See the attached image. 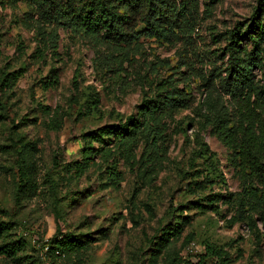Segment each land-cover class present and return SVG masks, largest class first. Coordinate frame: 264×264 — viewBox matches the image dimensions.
<instances>
[{
	"label": "rangeland",
	"instance_id": "374dc122",
	"mask_svg": "<svg viewBox=\"0 0 264 264\" xmlns=\"http://www.w3.org/2000/svg\"><path fill=\"white\" fill-rule=\"evenodd\" d=\"M200 6L190 43L142 40L117 79L98 71L94 48L67 30L57 55L42 48L28 2L0 4V225L25 243L19 259L0 255V264H264V175L261 200L240 217L231 151L201 106L207 79L227 67L234 29L264 25V0ZM241 43L252 50L247 37ZM159 62L166 66L154 74ZM173 74L193 103L165 119L159 151L148 155L141 143L128 155L112 137L87 145L85 135L136 115ZM255 74L263 85L264 55ZM86 146L93 159L78 174ZM64 235L83 247L66 258L47 254V242Z\"/></svg>",
	"mask_w": 264,
	"mask_h": 264
},
{
	"label": "trees",
	"instance_id": "16d2710c",
	"mask_svg": "<svg viewBox=\"0 0 264 264\" xmlns=\"http://www.w3.org/2000/svg\"><path fill=\"white\" fill-rule=\"evenodd\" d=\"M19 1L29 3L26 19L34 23L42 48L57 55L59 31L67 30L94 48L98 71H106L117 79L126 73L131 51L138 50L142 40L173 45L183 39L190 43L199 27L201 8L200 0H0V4ZM243 30L236 27L229 36L227 67L214 74V79H207L206 97L201 103L205 124L231 151V165L239 174L240 217L251 202L261 200L256 181L264 175V84H259L255 74L256 68L261 69L264 55V25L258 23L255 27L250 25L247 32ZM244 37L251 43V51L242 46ZM185 65L180 64L178 69ZM159 66L166 64L150 65L154 74H158ZM175 75L156 83L152 88L154 96L143 100L136 115L119 125L85 135L87 145L112 137L128 155L141 143L148 155L159 151L166 141L165 119L193 103L192 95L179 86ZM90 151L91 146H86L84 162L74 163L78 174L93 159ZM210 178L211 175L206 176V181L210 182ZM11 231V224L0 225V255L19 259L18 253L25 243L22 239L15 240ZM83 245L78 237L64 235L47 242V254L66 258Z\"/></svg>",
	"mask_w": 264,
	"mask_h": 264
},
{
	"label": "built area",
	"instance_id": "2783aa9c",
	"mask_svg": "<svg viewBox=\"0 0 264 264\" xmlns=\"http://www.w3.org/2000/svg\"><path fill=\"white\" fill-rule=\"evenodd\" d=\"M45 248H46V249H47V251H48V249H49V248H48V247H45ZM57 254L59 255V252H57Z\"/></svg>",
	"mask_w": 264,
	"mask_h": 264
}]
</instances>
